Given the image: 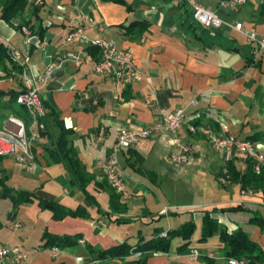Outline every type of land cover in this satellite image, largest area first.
<instances>
[{"label": "crops", "instance_id": "1", "mask_svg": "<svg viewBox=\"0 0 264 264\" xmlns=\"http://www.w3.org/2000/svg\"><path fill=\"white\" fill-rule=\"evenodd\" d=\"M194 1L211 7L225 25L215 30L198 24L188 0H43V39L25 23L20 31L0 20V40L13 54L21 55L19 60L14 58L23 67L22 73L13 72L10 78H4L0 69L1 91H20L24 86L30 89L48 72L58 51L80 50L82 45L67 43L69 34L80 26L91 39L114 41L118 48L130 50L145 76L140 82L118 88L110 77L94 71L96 58L86 51L83 63H67L55 69L46 84L37 82L42 101L73 131L71 146L93 177L88 186L92 197L89 200L71 183L63 165L49 161L45 147L54 140L42 138L37 130L38 172L29 174L12 157L1 158L5 186L13 193L36 196L32 203L15 208L10 198L3 197L0 186V244L29 255L21 264H134L140 254L125 258L101 255L124 243L136 249L158 233L163 236L178 229L192 217L198 225L203 214L197 211L241 204L245 211L216 217L231 230L242 227L264 250V228L253 225L248 212L257 211L264 217V207L252 204L261 199L251 192L244 194L231 175L230 183L222 185L219 177L226 165L223 154L214 151L207 138L192 135L187 125L180 139L189 146L190 158L180 169L171 161L175 135L170 132L120 151L124 181L133 195L130 200H123L110 187L98 163L112 152L119 130L148 129L160 119L161 111L169 114L180 108L186 109L187 122L204 124L217 133L224 124L240 139H256L254 143L264 154V53L255 59V45L234 28L242 23L263 37V0H248L239 10L221 8L222 0ZM135 22H145L148 28L126 34L125 27ZM50 126L56 138L60 130L54 119ZM102 127L106 134L100 142ZM233 160L238 170L247 168L244 155ZM189 180L197 200L174 202L172 194L184 192L180 186ZM39 200L58 202L72 210L86 207L90 218L56 220L53 212L40 207ZM46 232L75 237L78 243L46 246ZM199 238L200 234L194 237L185 252H180L182 242L176 240L169 253H157L146 264H229L219 252V238L217 246ZM194 251L200 256L194 257Z\"/></svg>", "mask_w": 264, "mask_h": 264}, {"label": "built area", "instance_id": "2", "mask_svg": "<svg viewBox=\"0 0 264 264\" xmlns=\"http://www.w3.org/2000/svg\"><path fill=\"white\" fill-rule=\"evenodd\" d=\"M79 0H74L78 2ZM43 0H37V4ZM192 9L195 21L207 29L218 30L225 25V21L211 7L200 4L194 0H188ZM248 0H222L221 8L239 10ZM234 28L244 35L248 43L254 44V58L259 59L264 53V36L260 37L254 29L246 28L242 23H237ZM68 44L82 45L80 50L68 49L58 51L55 61L49 66L48 72L39 76L37 82L46 84L48 78L55 69L62 68L67 63H83L85 61V53L88 47L94 46L101 50V59L94 66V71L103 76L110 77L116 87L130 86L144 79V73L138 68L134 55L130 50L118 48L114 41L91 39L83 26L76 28L67 37ZM19 53H14L16 59H20ZM37 82L33 83L28 92L21 94L17 103L25 106L31 115V121L26 124L21 118L11 116L8 122L0 127V159L12 157L22 169L34 174L39 170L38 155L35 149V140L37 138L36 130L45 131V124L42 119L46 116V110L40 96V88ZM192 105H197V101H193ZM160 119L152 125V127L143 130L121 129L115 136V146L112 152L106 158H100L98 163L102 172L108 181L110 187L121 196L123 200H130L133 195L127 189L124 181L123 169L119 159L121 150L131 149L145 142L153 135L170 132L175 135L172 145L175 151L171 155V161L175 169H180L184 164L188 163L190 158L189 146L180 139L182 128L187 125L192 135H199L207 138L212 149L224 156L225 167L219 177L222 185L230 183V175L228 163H230L236 155H244L254 164V171L259 174L264 166V154L258 145L250 140L240 139L231 131L228 125H221V131L217 133L214 129L204 124L194 123L193 120L188 121L185 108L165 114L160 112ZM106 131L102 127L99 132L98 140H104ZM3 173L0 170V180L3 179ZM245 194V192L243 191ZM264 204V203H263ZM16 228L20 225L16 224ZM168 234H164L166 237ZM83 242V241H82ZM194 257L200 256L198 251L193 252ZM208 256L215 258L214 253ZM29 259V255L23 253L17 247H8L0 244V264H21ZM229 264H249L245 259L230 258L227 259Z\"/></svg>", "mask_w": 264, "mask_h": 264}, {"label": "trees", "instance_id": "3", "mask_svg": "<svg viewBox=\"0 0 264 264\" xmlns=\"http://www.w3.org/2000/svg\"><path fill=\"white\" fill-rule=\"evenodd\" d=\"M117 1V0H116ZM43 2L40 5L32 3L31 0H0V20L9 24L16 30H22L23 23L29 26L32 32H35L40 39L44 38V29L41 27V10ZM262 11L264 13V0L262 2ZM30 13L29 18L26 14ZM148 28L147 23H132L130 26L125 27V32L128 35H134L138 32H144ZM86 51L94 58L96 63L101 59V50L98 47H88ZM0 69L5 74L4 78L13 76V72L22 73L23 67L15 60L14 54L6 42L0 40ZM21 85H25L22 82ZM29 91V88L24 86L20 91L11 90L4 92L0 90V118L9 113H14L16 117L21 118L26 124L31 121L29 110L17 103L18 97ZM46 110V116L42 119L45 124V131L41 132V137H49L54 140L50 146H46V152L49 161L52 164H61L65 167L70 175L71 183L81 189L86 196L91 199L88 192V186L92 180V175L89 174L85 166L78 159L76 152L71 146L70 137L73 134L71 129H67L63 121L56 111L43 102ZM54 119L55 125L59 128L60 132L56 138L51 134L50 120ZM256 139L251 140L253 143ZM234 161L228 163L229 175L232 181L240 185L244 192H251L256 194L264 203V166L259 174L254 171V163L246 158L247 168L244 171L237 169ZM6 178L0 180V186L3 188V197L10 198L13 206L19 208L23 205L32 203L36 196L27 192L13 193L5 186ZM39 205L44 210L53 212V217L56 220H62L66 217H81L90 218L86 207L80 206L75 210L66 208L58 202L39 200ZM245 211L244 206L237 205L226 208L213 207L197 211L203 214L201 218L202 226L200 232V242H209L218 235L220 246L219 252L226 258L245 259L249 264H264V250L259 244L252 241L247 232L239 227L237 230H231L228 226L221 224L218 214H226L236 211ZM251 213V223L255 226L264 228V217L257 211H248ZM197 232V225L194 217L188 223L183 224L178 229H175L166 237L161 236L159 233L151 240L139 245L133 249L128 243L121 244L118 247L112 248L102 253L104 258H125L133 254H140L136 257L134 264H146L148 259L157 253H169L176 240L182 242L179 247L180 252H185L190 249L193 243L195 233ZM44 240L47 245L54 244L57 247L76 246L78 239L75 237L64 236L58 237L45 233Z\"/></svg>", "mask_w": 264, "mask_h": 264}, {"label": "rangeland", "instance_id": "4", "mask_svg": "<svg viewBox=\"0 0 264 264\" xmlns=\"http://www.w3.org/2000/svg\"><path fill=\"white\" fill-rule=\"evenodd\" d=\"M32 3H35L36 5H40L41 3L37 4V0H31ZM10 115V116H9ZM9 115L7 116H4L2 118H0V124L1 123H4L7 119H9L11 116H15L16 115L14 113H9ZM9 117V118H8ZM244 158H246L244 156ZM185 185L183 186H180L182 189H184V192H180V193H173L172 194V197H173V201L174 202H195L198 198L197 195H195L194 193L192 194L191 192H193L191 190V187H189V185H191L192 181L189 180L188 182H183ZM187 184V185H186ZM192 186V185H191ZM255 203V206L256 208H262L264 207L263 206V203L261 200H254L252 204ZM197 225V224H196ZM201 226H202V222L200 224L197 225L198 229H197V232L195 233V238L197 236H199L200 234V230H201ZM216 237V239H215ZM213 239L210 240V242L214 245V246H217V242L216 240L218 239V235L215 236ZM215 239V240H214ZM195 244V243H194Z\"/></svg>", "mask_w": 264, "mask_h": 264}]
</instances>
